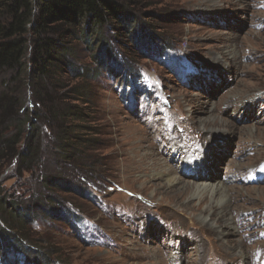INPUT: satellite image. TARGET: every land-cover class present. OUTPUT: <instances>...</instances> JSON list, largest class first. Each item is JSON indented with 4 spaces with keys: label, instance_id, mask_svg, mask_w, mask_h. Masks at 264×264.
Segmentation results:
<instances>
[{
    "label": "rangeland",
    "instance_id": "374dc122",
    "mask_svg": "<svg viewBox=\"0 0 264 264\" xmlns=\"http://www.w3.org/2000/svg\"><path fill=\"white\" fill-rule=\"evenodd\" d=\"M120 1L131 3V13L139 17L136 22L150 25L156 36L155 44L168 43L169 55L174 59L168 65L162 54L153 58L136 45L123 47L112 38L113 33L105 30L102 34L106 44L96 49L83 43L72 44V58L78 66L93 69L99 58V66H103L102 76L91 83L85 100L70 102V92L66 90L51 95L61 102L52 105L55 108L68 110L76 106V111H94L79 122H72L74 127L88 129L86 134L79 133V137L90 141L86 159L92 162L80 168L82 172L91 170L97 176L87 187L92 200L81 194L85 188L79 182L80 175L72 168L55 163L54 135H49L44 127L40 130L45 124L34 119L37 113H28L31 131L19 128L20 116L24 115L19 112L20 103L8 112L0 128L11 126V121L16 119L18 131H23V143L39 129L42 162L35 176L28 173L20 178L15 176L14 160L6 167L0 162V199L5 196L13 205H22L23 214L35 209L34 199L44 206L47 199L44 196L58 201V194L78 207L75 212L79 211L85 218L81 239L64 225L55 204L51 216L62 220L56 221L43 211L34 210L45 215L48 222L37 220L34 225L24 224L30 239L39 242L41 252H47L43 259L51 264H202L207 254L204 248L209 252L212 249L222 261L238 259L237 264H264V0ZM228 51L234 53L233 58L225 61L222 57ZM108 52L122 55L117 61L104 63ZM122 69L139 73L140 83L136 85L142 92L124 88L115 78L121 75ZM123 77L124 74L122 81ZM4 79V75L0 76L1 96L6 94ZM26 89H14L9 96L22 102ZM121 92L127 93L119 97ZM29 99L31 109L37 100ZM208 114L215 123L224 122L231 131L213 134L202 131L200 121ZM73 120L72 117L65 122ZM155 122L157 132L165 128L177 134L179 138L175 142L191 138L190 133L178 130V126L189 125L196 132L201 161L207 160L210 179L201 183L192 180L191 168L200 161L188 168H179L181 171L177 174L185 184L204 185L211 183V179L222 183V195L227 200L222 206L227 207L230 223L235 228L232 235L222 238L216 228L212 230L202 223L201 214L210 204L206 194L197 198H191L190 194L178 197L176 191H167L161 179L148 173L160 162L179 167L170 159L171 151L160 157L153 143L155 133H149L147 128ZM51 131L54 132L50 128ZM147 158L155 165L143 172L140 160L146 159L149 163ZM40 173L70 182L65 188L68 192L49 188L47 193L46 186L36 180ZM136 195L154 206L139 202ZM13 208H7L8 212ZM242 213L250 215H246L244 222H237ZM50 219L54 225L50 226ZM187 231L200 236L204 244L202 252L194 250ZM180 240L187 242L176 247ZM171 244L176 245L167 255L161 254ZM239 250L246 255L240 256ZM177 253L182 257L173 260L171 256ZM34 258L39 259L37 264L43 260L39 252ZM210 258L215 257L210 254ZM23 262L24 257L15 255L10 264Z\"/></svg>",
    "mask_w": 264,
    "mask_h": 264
},
{
    "label": "trees",
    "instance_id": "16d2710c",
    "mask_svg": "<svg viewBox=\"0 0 264 264\" xmlns=\"http://www.w3.org/2000/svg\"><path fill=\"white\" fill-rule=\"evenodd\" d=\"M131 7L130 2L120 0H0V76L4 75L6 78L3 81V92L6 94L0 95V123L3 124L4 119L8 117V112L20 103L19 112L24 115L20 116L21 121L18 126L31 131L30 123L32 122L28 113L29 111L37 113L35 114L37 118L34 119L36 121L39 119L45 124L38 125L41 126L40 130L43 131L44 127L50 133L49 135H54L52 146L55 163H61L65 168H72L78 176L80 175L79 182L85 188L80 192L88 201L92 200V197L87 187L97 179L91 170L82 172L80 168L92 162L86 159L87 145L90 141L79 137V133L86 134L88 129L74 127L72 122H79L94 111L93 109L76 111V106L68 110L55 108L52 105L55 106V103L61 102L60 99L58 101L53 99L51 95L54 93L57 95L66 90L70 92L68 97L70 102L85 100L89 95L87 90L91 83L97 82L102 76L103 66H99L100 58L93 69L78 66L72 58V44L77 42L91 49L98 48L106 44L103 30L113 33L112 38L123 47L136 45L153 58H156L157 54H162L161 57L167 58L166 64H172L174 58L169 55L171 52L169 44H155L154 29L150 25L146 27L140 21L137 23L136 20L139 17L131 13ZM121 55L108 52L104 63L107 60L111 63L114 60L117 61ZM122 70L121 75H116L115 78L123 84V87H130V90L134 92H142L136 85L140 83L139 73L135 70ZM106 76L110 78L109 75ZM72 84H74L73 88L70 87ZM25 87L28 89L22 102L9 96L14 89L22 91ZM126 93H119V97L125 96ZM30 97L32 102L37 100V103L31 104L33 107L31 109ZM72 117L74 120L66 124L65 121ZM15 122L16 119H13L11 126L0 128V162L6 167L14 160L16 162L15 176L18 178L28 173L35 176L39 172L38 165L42 162L39 129H36L32 140L27 137L23 143V131L21 129L18 131ZM50 128L53 129V133L50 132ZM36 180L46 186L45 191L49 188H57L59 192L65 193L68 192L65 188L70 185V182L65 179L53 178L49 174L44 177L40 173ZM46 192L50 193L49 190ZM58 197L60 199L57 201L52 196H44L43 198H47L44 206H40L39 201L34 199V210L43 211L45 215L48 214L49 218L56 221L62 220V218L57 219L51 216L52 207L55 204L54 207L57 208L55 210L62 215L64 225L75 233L77 238H83L85 218L79 211L75 212L78 207L74 203L61 197L60 194ZM13 204L14 202L11 203L8 197L4 196L0 199V264H10L15 255L24 257L23 264H37L39 259L34 258L35 254L41 253L43 259L47 252H41L39 242L30 239L24 224L34 225L37 220L47 223L48 219L34 210L23 214L22 205ZM7 208L13 209L9 213ZM51 219L50 226L55 224ZM49 262L43 259L40 264H51Z\"/></svg>",
    "mask_w": 264,
    "mask_h": 264
},
{
    "label": "bare ground",
    "instance_id": "6f19581e",
    "mask_svg": "<svg viewBox=\"0 0 264 264\" xmlns=\"http://www.w3.org/2000/svg\"><path fill=\"white\" fill-rule=\"evenodd\" d=\"M233 54L234 53L232 51H228L225 53V55H224L225 57H222V58H224L225 61L231 60L233 58ZM209 109L210 108H207L206 110H209ZM208 112L206 111V114ZM212 119L213 118H212L211 114H208V116H206V117L204 116L203 120L200 121V125H199L202 128V131H205L207 133H210V132L211 133L212 132L213 133H217V132H227L228 133L229 131H231V129L224 126V122L217 124ZM147 128L150 129L149 133H151V134H152V132L155 133V138L153 139L154 140L153 143L155 145H157V150H158V153L160 154V157L163 158V156H165L169 151H171L174 156L170 155V156H172V158H170V159H173L179 166L178 168H176L175 166L168 164V162H166L170 166V167H167L166 166L167 164L165 165V164H162L160 162V164L157 165V167L153 168V171H149L148 173L150 174V172H151L153 174L152 176L158 177L159 180L161 179L164 182V185H163L164 189H166L167 191H176L178 197L183 196L185 194H190L191 198H195V197L197 198L201 195L204 197V195L206 194L210 200V204L207 206L204 213L201 214L202 223H204L206 226H208L211 229L216 228L218 235L222 238L225 236H228V235H232L234 233L235 228L230 223L229 214H228V211L226 210L227 207L222 206V204H224V202L226 203V201H227L222 195L223 194L222 183L215 182L216 179H211V183H208V184L205 183L204 185L203 184L198 185L197 183L185 184L182 182L181 178L177 174L179 171H181V169L178 170L179 168H182V169L188 168V167H190V165L195 164L196 161H200V164H198V166L191 168L192 173L194 174V177L192 180L194 182L201 183V182H207L210 179L208 174H207V172H208L207 160L201 161L202 151H201L200 146L198 144L199 139H198V135L196 134V132L189 125H184V127L178 126V128H177L178 130H184L186 133H190L191 138L186 140V141L183 140V141L175 142V140H177L179 138V136L177 134L172 133L171 131L166 130L165 128H163V132H161V128H159V131L157 132L156 131L157 130L156 122L154 123V125L148 124ZM175 148H176V150H175ZM148 162L149 163H146V159L140 160L141 165H143V168H140L141 171L145 172L146 170H149L151 166L155 165L154 162L152 163L151 159H148ZM144 174H146V173H144ZM180 185L182 186L180 188V190H176L175 187L180 186ZM155 187H157V185H155ZM225 197H226V195H225ZM135 199L138 200L139 202H147L146 200H144L142 197H140L138 195H136ZM147 203L149 206H154L149 202H147ZM191 208H189V209H191ZM246 215H250V213H242L239 217L236 218L237 222L238 221L244 222L247 218ZM187 232H189L188 236L190 238V241H192L191 244L194 246V250H196L197 253L202 252L203 251L202 248H203L204 244H203L202 240H200V236L194 232H191V231H187ZM181 242L186 243L187 241L180 240L178 245H176V244L167 245L164 249L166 251L161 252V254L164 253L167 255L166 252L168 250L172 249L175 245H176V247L177 246L181 247L182 246ZM204 253H207V254L204 255L206 257V259L205 260L203 259L202 264H206L205 262H207V264L213 263V262L215 264H237L238 259H236V260L232 259L229 261H227L226 259H223V261H222L219 256H217L214 252H212V249H211V252H209V250H206L204 248ZM209 253L212 254L215 258L211 259ZM239 254H240V256L246 255L241 250H239ZM188 255L189 254L184 255L183 257H187ZM201 255H202V253H201ZM181 257H182V255L180 253L173 254L171 256V258H173V260L179 259ZM168 258H170V257H168Z\"/></svg>",
    "mask_w": 264,
    "mask_h": 264
}]
</instances>
